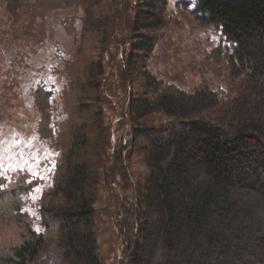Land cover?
Returning <instances> with one entry per match:
<instances>
[{
  "label": "trees",
  "instance_id": "obj_1",
  "mask_svg": "<svg viewBox=\"0 0 264 264\" xmlns=\"http://www.w3.org/2000/svg\"><path fill=\"white\" fill-rule=\"evenodd\" d=\"M6 1L14 12L19 0ZM169 2L115 0L109 17L97 12L103 0L26 4L32 25L56 9H82L83 57L87 56V36H102L95 48L101 52L98 57H105L107 46L113 45L116 52L121 44L129 45L123 57L122 84L132 76V67L138 66V82L128 107L133 131L129 144H133L131 155L135 151L141 158L138 164L143 171L136 181L129 155L123 154L125 145L113 151L110 121L100 99L105 75L102 60L90 62L83 71L72 65L67 118L55 123L60 128L56 132L44 111L40 128L42 151L55 152L42 165L55 167L36 177L22 168L0 175V202L17 204L12 206L16 214L7 220L14 217L19 229V242L0 244V264H102L97 204L103 184L111 188L115 209L118 206L113 217L125 242L119 264H264V0L195 2L193 14L218 30L227 44L213 57L223 61L225 55L230 76L238 79L234 96L225 103L222 90L188 92L147 70V61L167 26ZM39 30V36L47 37L46 28ZM61 48L54 46L49 57H68ZM43 72L37 67L36 74L35 69L40 82ZM0 73L1 98L6 89H12L10 80L16 79L1 81L7 71ZM27 79H17V86L30 83ZM33 81L29 96L45 110L55 101L54 93L40 88L35 77ZM3 100L6 103L1 107L8 104ZM159 114L168 122L155 124L154 115ZM45 181L53 183V192L41 201L39 217L45 231L40 233L33 219L25 222L21 197L37 191ZM54 233L59 259L47 262L42 256L48 236Z\"/></svg>",
  "mask_w": 264,
  "mask_h": 264
},
{
  "label": "rangeland",
  "instance_id": "obj_2",
  "mask_svg": "<svg viewBox=\"0 0 264 264\" xmlns=\"http://www.w3.org/2000/svg\"><path fill=\"white\" fill-rule=\"evenodd\" d=\"M33 1L19 0L18 7L14 12L8 9V14L3 13L0 15V72L2 70L7 71L6 77L1 78V81L9 80L7 77L16 79V81L10 80L9 86L12 89H6V92L0 98V160H2L0 161V175L6 171L22 168L34 173L36 177L40 173L45 175L50 168L55 167L42 165L43 162L50 161L55 157L54 151L47 148L46 151H42L43 144L39 139L45 112L49 116V125L56 128V132L60 131L55 123L63 122L67 118L66 91H68L70 82L71 66L73 65L83 71L90 62H99L101 59L105 75L101 80L100 99L104 103L103 108L106 118L110 121L113 151L116 148H121V145H125L123 154L129 155V168L131 172L135 173L134 179L138 181L142 175L143 166L139 165L141 164V158L134 155L135 151L132 152V155L130 153L133 144H129V141L131 142L129 137H132L133 131L130 110L128 109L131 96L134 93V85L138 82V66L132 67V76L126 80L124 85L122 84L124 78L122 72L123 57L129 49V45L124 46L121 44L116 52L113 51V49H116L113 45L107 46L108 50L104 54L105 57H98L100 51L95 48L102 36L100 38L87 36L88 39L85 42L87 56L83 57L81 53V47L84 44L81 33L83 23H79V19L82 17V9L78 12L71 11V14L76 15L77 20L70 15L63 21L62 25L67 32L66 35L68 36L69 33L72 36V41L68 44V42H62L59 37L52 36L53 25L50 24V19H53L52 16L55 13L65 10V13L68 14V8L56 9L49 13L46 19L41 20L39 18L32 25V23L30 24V13L29 16L26 15V4ZM114 1L103 0V3L97 9L98 14L111 16L109 14L114 11ZM179 2H188V5L194 9L196 0H170L167 9V26L162 30V36L157 47L147 61V70L158 79L168 84H174L188 92H195L199 88H209L213 91L222 90V100L225 103L234 96L239 86L238 81H236L238 79L234 80L230 76L226 58H224L225 55L221 56L224 60L219 61L216 57H213V53L217 52L219 47H227V44L223 41L221 33L213 26L204 25L194 14L187 15L184 7L183 9L172 7L173 3L178 5ZM68 19L71 20L68 21ZM73 20H76V22L73 23ZM71 22L73 25L70 32ZM39 28L47 29V37L39 36ZM120 32L118 30L115 34ZM27 39L41 45L35 47V44H33L30 46L29 42L21 45ZM28 46L30 47L29 52ZM54 46L62 47L61 49L69 57H66V55L65 57H49L54 51ZM38 50L39 55H36ZM22 55L25 57H21ZM21 59L22 65L20 64ZM25 62L28 64L25 65ZM37 67L44 71L41 75L44 81L40 82L39 78L35 76ZM23 76H27V80H31V82L23 83L21 87L17 86V79ZM33 77L39 82L40 88L44 87L43 89L46 91L52 89L50 91L54 93L55 101L52 105L46 106L45 110H42L40 105L39 107L34 105L32 96H29L32 95ZM17 94V98H13ZM3 98L8 103L5 107H1L6 103ZM117 117L120 119V123L114 130L113 125ZM153 120L155 124L161 125L168 122L169 119L163 114H159L154 115ZM126 131L128 136L125 143ZM56 135L54 139L58 137V133ZM18 157H20V161L16 163ZM118 179L121 180L120 177ZM7 180L9 181L10 177ZM0 185H3L1 180ZM4 186L7 188V183H4ZM110 190L107 185H102L100 197L103 196V200L108 198L109 202L105 200L103 204V200H100L98 206V240L102 264H119L124 254L125 242L120 234L117 221L113 217L114 212L118 213V206L115 209L116 200L112 190ZM52 192L53 183L45 181L37 191L31 190L30 194L21 197L22 213L27 215L25 222L28 219H33V227L40 233L45 231L39 217L41 201L42 198L49 197L48 195ZM117 192L120 193V190ZM16 205L13 201L0 202V244L3 247L8 245L10 241L19 242L17 239L19 229L15 227L14 217L7 220L8 217L16 214L15 208L12 209V206L15 207ZM48 240V248L43 253L42 260L47 262L57 261L59 259L57 234L54 233L53 236H48ZM253 260L252 256L248 258L249 262Z\"/></svg>",
  "mask_w": 264,
  "mask_h": 264
},
{
  "label": "crops",
  "instance_id": "obj_3",
  "mask_svg": "<svg viewBox=\"0 0 264 264\" xmlns=\"http://www.w3.org/2000/svg\"><path fill=\"white\" fill-rule=\"evenodd\" d=\"M173 6H175V7H177V8H181V9H183V7L184 8H186V11H187V15H192L193 14V12H192V10H193V7L192 6H189L188 5V2H179V4L177 5V4H175V3H173L172 4V7ZM8 3H7V1L6 0H0V15H2L3 13L4 14H8L9 13V11H8ZM71 11H74L72 8H68V14H66L65 12V10L64 11H62V12H57V13H55L53 16H52V18L53 19H50V24H52L53 25V31L51 32V34H52V36L53 37H59V39L62 41V42H68V44H70V42L72 41V36L68 33V36L66 35V30L64 29V27H63V21L66 19V17L67 16H70V15H72L71 14ZM74 37V36H73ZM75 39V38H74ZM72 43H75V42H72ZM171 44H174V43H171ZM69 47V46H68ZM71 48V47H70ZM68 57H69V55H68ZM106 193H107V191H105ZM103 197V196H102ZM102 197H100V200H103L102 199ZM100 200L98 201V204H97V207L99 206V203H100ZM105 200H107L108 201V198L107 199H105ZM105 200H103V204H104V201ZM109 202V201H108Z\"/></svg>",
  "mask_w": 264,
  "mask_h": 264
},
{
  "label": "built area",
  "instance_id": "obj_4",
  "mask_svg": "<svg viewBox=\"0 0 264 264\" xmlns=\"http://www.w3.org/2000/svg\"><path fill=\"white\" fill-rule=\"evenodd\" d=\"M30 40V39H29ZM33 40H30V46H32L33 45ZM120 123V119L117 117V119L115 120V123H114V127H113V129L114 130H116V127H117V125ZM126 125H128V124H126ZM125 128V130H126V126L124 127ZM124 131V130H123ZM112 132H113V130H112ZM127 136H128V134H127V131H126V133H125V139H124V142L126 143V138H127ZM124 137V136H123Z\"/></svg>",
  "mask_w": 264,
  "mask_h": 264
}]
</instances>
